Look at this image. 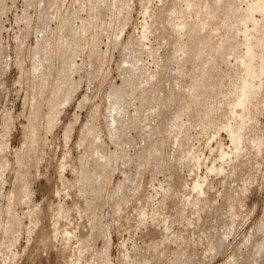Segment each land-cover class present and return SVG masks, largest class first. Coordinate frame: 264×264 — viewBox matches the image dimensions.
Returning <instances> with one entry per match:
<instances>
[{
	"label": "rangeland",
	"instance_id": "rangeland-1",
	"mask_svg": "<svg viewBox=\"0 0 264 264\" xmlns=\"http://www.w3.org/2000/svg\"><path fill=\"white\" fill-rule=\"evenodd\" d=\"M263 23L264 0H0V264H264Z\"/></svg>",
	"mask_w": 264,
	"mask_h": 264
},
{
	"label": "bare ground",
	"instance_id": "bare-ground-1",
	"mask_svg": "<svg viewBox=\"0 0 264 264\" xmlns=\"http://www.w3.org/2000/svg\"><path fill=\"white\" fill-rule=\"evenodd\" d=\"M255 7L257 6V4H255L254 5ZM225 17H226V19L227 20H230V18H231V16H229V14L226 12V14H225ZM260 30H261V34L259 35V37H258V40H257V42H256V46L257 47H260V46H263V51H262V53L263 54H261V59H264V23L261 25V27H260ZM202 33H204V31H203V27H199V29H197V32H195V31H192V29H191V44L189 45V46H192V44H193V42L196 40V39H198L199 37H201L202 36ZM232 41V36L230 35V33L228 32V31H226L225 33H223L222 34V36H220V38L219 39H216L215 37H213L212 39H206L205 40V43H204V46H203V49H207V51L210 53L209 55L210 56H212V53H214V54H216V52H217V50L218 49H220L221 47H224V46H226V45H228L230 42ZM64 56V55H63ZM62 56V57H63ZM254 56H255V54L254 55H252V59L250 58V60L246 63V66H245V77H250V75H252L257 69H258V66H261L262 65V63L261 64H259V65H257L256 64V62L254 61ZM65 57V58H64ZM63 58H62V60L64 59V61L66 60V57L67 56H64ZM67 58H70L69 57V55H68V57ZM61 59V58H60ZM59 59V60H60ZM62 60H60L61 62H62ZM67 62L68 61H66V65H67ZM263 62V61H262ZM58 64H59V62H57ZM56 63V64H57ZM69 63V62H68ZM58 64H57V66H58ZM60 64H62V66L64 65V62L63 63H60ZM59 64V65H60ZM54 65V64H53ZM52 65V66H53ZM61 66V65H60ZM59 66V67H60ZM59 67H57L58 69H59ZM66 68V67H65ZM62 70H65V69H63V68H61ZM60 69V71H62ZM210 69H211V67H208L207 65H205L204 67H203V70H202V79H204L206 76H207V74H209V71H210ZM233 79L231 80V88H236V86L238 85V76L237 75H233V77H232ZM63 80V79H62ZM65 81H66V78L62 81V82H60L59 84H67V83H65ZM67 81H68V78H67ZM66 81V82H67ZM222 89H223V84H220V86L219 87H217V90H218V94H220V92H223L222 91ZM60 92V91H59ZM62 92V91H61ZM53 93H56V91L55 92H53ZM63 93V92H62ZM117 94L119 95V93L117 92ZM122 95V94H121ZM220 95H222V94H220ZM219 95V96H220ZM120 96V95H119ZM118 96V97H119ZM123 97V96H122ZM120 97H119V101H120ZM122 100V99H121ZM223 101V100H222ZM221 101V102H222ZM239 101H242V97L241 98H239ZM221 102L220 103H218L217 105H213V106H209L208 107V109L206 110V112H205V115L204 114H202L204 117H206V118H208V122L210 121V120H212V117H213V115H216V114H218L217 112L218 111H220L221 112V110L224 108V107H221L220 105H221ZM223 111V110H222ZM219 112V113H220ZM201 115V116H202ZM202 120H205L204 118H202ZM206 123H207V119H206V121H205ZM33 148V147H32ZM38 149V148H37ZM36 152V151H35ZM94 159H95V157H93ZM30 160V159H29ZM99 160V159H98ZM90 161V160H89ZM91 161H93V160H91ZM29 163V162H28ZM31 163V162H30ZM87 170V169H86ZM86 172V171H85ZM84 175H86V174H84ZM89 175V174H88ZM90 175H92V174H90ZM83 177V176H82ZM92 178H93V176H91ZM89 179V178H88ZM86 180H87V178H86ZM89 180H91V179H89ZM85 181V180H84ZM85 184V183H84ZM212 204H213V202H212ZM156 206H157V203H156ZM140 207V206H139ZM212 207H213V205H212ZM211 207V208H212ZM159 208H161V206L159 205ZM140 209V208H139ZM158 210V209H157ZM160 210V209H159ZM156 211V210H155ZM162 212V211H161ZM155 213V212H154ZM157 213V212H156ZM160 215V214H159ZM157 216V215H156ZM158 217H156V219H157ZM207 232H205L204 234H206ZM209 234V233H208ZM205 236H207V235H205ZM204 236V237H205ZM214 236V235H213ZM209 237H211V236H209ZM215 237V239H216V235L214 236ZM209 239V238H208ZM222 239H220L218 242H220L219 244H221V242L222 243H224L223 241H221ZM216 243H217V241H215ZM216 243H214V244H216ZM217 245V244H216ZM218 246H221V245H218ZM218 246H216V247H218ZM220 248V247H219ZM221 248H222V246H221ZM183 257V256H182ZM185 258V257H184ZM188 258H190L189 256H188ZM184 261H185V259H184ZM188 261H189V259H188ZM188 261H187V259H186V262L187 263H185V264H188ZM191 261V260H190ZM190 264V263H189Z\"/></svg>",
	"mask_w": 264,
	"mask_h": 264
}]
</instances>
